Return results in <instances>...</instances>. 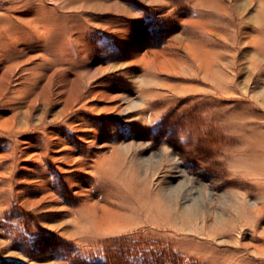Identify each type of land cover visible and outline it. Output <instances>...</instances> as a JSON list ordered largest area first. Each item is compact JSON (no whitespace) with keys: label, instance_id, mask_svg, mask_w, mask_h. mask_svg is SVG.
<instances>
[{"label":"rangeland","instance_id":"rangeland-1","mask_svg":"<svg viewBox=\"0 0 264 264\" xmlns=\"http://www.w3.org/2000/svg\"><path fill=\"white\" fill-rule=\"evenodd\" d=\"M155 252L264 264V0H0V264Z\"/></svg>","mask_w":264,"mask_h":264},{"label":"trees","instance_id":"trees-1","mask_svg":"<svg viewBox=\"0 0 264 264\" xmlns=\"http://www.w3.org/2000/svg\"><path fill=\"white\" fill-rule=\"evenodd\" d=\"M132 257L133 258L126 259V261H120V262H118V263L116 262L114 264H137L138 260H139V262H143L145 260L144 264H175L174 261L171 260L170 257H169L170 260H168V261L159 258V255L156 252L153 253L151 257L143 256L139 259L137 254L136 255L132 254ZM88 260H89L90 264H101L100 259H98V258H92V259H88ZM4 262L7 264H24V263H21L18 261H12V260H6Z\"/></svg>","mask_w":264,"mask_h":264},{"label":"bare ground","instance_id":"bare-ground-1","mask_svg":"<svg viewBox=\"0 0 264 264\" xmlns=\"http://www.w3.org/2000/svg\"><path fill=\"white\" fill-rule=\"evenodd\" d=\"M249 41V40H248Z\"/></svg>","mask_w":264,"mask_h":264}]
</instances>
